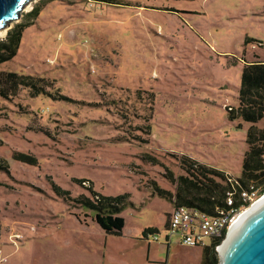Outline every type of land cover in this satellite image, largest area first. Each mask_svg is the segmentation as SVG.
Wrapping results in <instances>:
<instances>
[{
  "label": "rangeland",
  "instance_id": "1",
  "mask_svg": "<svg viewBox=\"0 0 264 264\" xmlns=\"http://www.w3.org/2000/svg\"><path fill=\"white\" fill-rule=\"evenodd\" d=\"M41 1L17 54L0 63L44 77L52 93L21 86L0 97V264H58L54 245L74 215L97 223L56 187L75 197L90 195L88 184L127 194L125 230L157 227L164 262L169 246L168 264H201L203 245L175 232L165 240L174 205L154 184L174 190L166 175L185 173L181 154L240 175L250 124L227 109L243 62L264 60V0H30L0 38Z\"/></svg>",
  "mask_w": 264,
  "mask_h": 264
},
{
  "label": "trees",
  "instance_id": "2",
  "mask_svg": "<svg viewBox=\"0 0 264 264\" xmlns=\"http://www.w3.org/2000/svg\"><path fill=\"white\" fill-rule=\"evenodd\" d=\"M51 0H43V2ZM95 2H111L113 0H91ZM42 6L35 3L25 13V21L12 25L3 38H0V63L13 58L21 41L22 32L38 16ZM247 40H245L246 42ZM45 78L34 74L19 73L15 70L0 69V97L8 98L15 94L19 87H28L33 95L52 93L46 89ZM43 82V83H40ZM236 104L228 106L229 119L239 118L249 123L246 129L245 142L247 148L242 154L240 175L232 178L224 170L198 162L186 154L177 157L185 173L175 176L169 171L166 177L174 184V190L164 189L154 184L155 191L172 201L174 206H195L209 214H216L218 209L226 205V192L234 191L233 201L236 206L241 204L238 192L253 183L259 188V193L264 192V123L257 127L254 123L264 120V60L245 61L240 74L237 87ZM65 97L60 95V98ZM13 158L28 163H36L34 155L25 152H13ZM0 171H8V165L0 161ZM80 184H85L86 179H78ZM90 195L79 194L71 196L68 190L56 187L59 194L65 199L78 204V206L92 210L91 219L107 233L119 235L124 226V218L119 215L127 201V194L117 195L102 194L93 189L91 184L86 187ZM247 204V203H246ZM78 217V214H75ZM168 224V218L166 226ZM156 227H146L143 235L157 232ZM218 237L210 244H204L201 264H217L218 256L215 244L221 240ZM169 237L165 239L168 241Z\"/></svg>",
  "mask_w": 264,
  "mask_h": 264
},
{
  "label": "crops",
  "instance_id": "3",
  "mask_svg": "<svg viewBox=\"0 0 264 264\" xmlns=\"http://www.w3.org/2000/svg\"><path fill=\"white\" fill-rule=\"evenodd\" d=\"M74 216L75 223L62 230L54 245L58 264H168L169 246L164 262L161 243L152 241L149 234L143 235L146 226L127 231L124 225L121 234L115 235Z\"/></svg>",
  "mask_w": 264,
  "mask_h": 264
},
{
  "label": "water",
  "instance_id": "4",
  "mask_svg": "<svg viewBox=\"0 0 264 264\" xmlns=\"http://www.w3.org/2000/svg\"><path fill=\"white\" fill-rule=\"evenodd\" d=\"M30 0H2L0 28L19 16ZM217 264H264V194L230 224L218 245Z\"/></svg>",
  "mask_w": 264,
  "mask_h": 264
},
{
  "label": "built area",
  "instance_id": "5",
  "mask_svg": "<svg viewBox=\"0 0 264 264\" xmlns=\"http://www.w3.org/2000/svg\"><path fill=\"white\" fill-rule=\"evenodd\" d=\"M233 193L234 191L226 192V205L219 208L216 214H209L195 206H174L168 215L167 229L169 232L166 233L165 239L170 237V233L175 232L179 234L180 242L184 245H204L206 237H209L211 242L222 237L215 244L217 249L226 237L232 221L262 195L259 193V188L251 183L248 188H243L238 192L241 204L236 206ZM149 235L154 240L158 239L155 233Z\"/></svg>",
  "mask_w": 264,
  "mask_h": 264
},
{
  "label": "bare ground",
  "instance_id": "6",
  "mask_svg": "<svg viewBox=\"0 0 264 264\" xmlns=\"http://www.w3.org/2000/svg\"><path fill=\"white\" fill-rule=\"evenodd\" d=\"M263 194H264V193H263ZM263 194H262V195H263ZM262 195H261V196H262ZM261 196H260V197H261ZM260 197H259V198H260ZM259 198H258V199H259ZM254 202H255V201H254ZM254 202H253V203H254ZM253 203H252V204H253ZM252 204H251V205H252ZM251 205H249L248 207H250ZM248 207H246L244 210H246ZM244 210H243V211H244ZM243 211H242V212H243Z\"/></svg>",
  "mask_w": 264,
  "mask_h": 264
},
{
  "label": "snow or ice",
  "instance_id": "7",
  "mask_svg": "<svg viewBox=\"0 0 264 264\" xmlns=\"http://www.w3.org/2000/svg\"><path fill=\"white\" fill-rule=\"evenodd\" d=\"M0 2H2V0H0ZM0 23H2V21H0Z\"/></svg>",
  "mask_w": 264,
  "mask_h": 264
}]
</instances>
